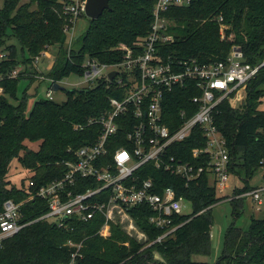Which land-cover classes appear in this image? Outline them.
Instances as JSON below:
<instances>
[{"label":"trees","instance_id":"trees-1","mask_svg":"<svg viewBox=\"0 0 264 264\" xmlns=\"http://www.w3.org/2000/svg\"><path fill=\"white\" fill-rule=\"evenodd\" d=\"M154 4L155 0H110V9L96 20L89 18L85 33L68 47L65 27L71 24L70 16L63 12L59 0H4L0 8V54L4 55L0 57V73L6 75L0 83L4 88L0 93V209L8 198L20 201L27 196L25 181L18 188L7 179L15 158L37 187L62 178L66 163L76 160V151L93 143L101 133V124L91 123V119L110 109L112 97L122 98L131 88L104 77L94 86L66 90L67 99L63 102L33 99L37 92L30 94L27 89L20 98L17 92L21 80L38 79L29 78L26 71L12 78L8 74L22 64H32L35 70L29 73L40 72L61 81L72 73L82 75L88 58L108 64L121 62L123 51L118 46H133L149 34ZM168 15L174 22L170 28L174 41L162 47L164 56L196 57L201 63H209L225 60L235 46L241 48L245 62L258 65L264 59V0H192L188 6L173 7ZM220 17L225 25L224 37ZM12 38L21 46L22 59L17 46L8 43ZM51 47H57L55 63L44 72L34 65V60ZM124 80L128 81L127 76ZM199 94L192 87L167 92V119L177 118L182 110L189 114L197 111L193 98ZM263 101L264 67L249 82L247 99L241 107L234 108L224 100L216 111V125L227 141L230 172L243 182V187L235 188L234 195L252 190L250 182L264 165V109L260 108ZM129 130L122 129L120 135ZM31 143H38L39 149L34 150ZM205 146L206 137L196 127L191 136L175 144L172 152L185 161H195L193 150ZM205 160L201 156L198 164ZM155 176L166 179L163 186L175 188L178 196L185 197L192 207L191 213L175 217V222L183 225L165 240L147 245L131 237L119 224H112L111 235L102 237L99 230L105 222L103 214L89 222L72 220L65 227L42 219L5 241L0 247V264H264V217L253 218L247 230L232 222L217 261L199 259L212 253L211 210L224 197L218 196V189L209 183L207 174L189 185L161 170H156ZM163 186L156 190L161 192ZM232 203L233 214L238 217L244 198L232 199ZM47 210L45 200H31L23 206L24 220L37 219ZM128 211L150 241L164 233L149 223L151 208L136 206ZM71 240L81 244V248L70 246ZM156 252L164 262L156 259Z\"/></svg>","mask_w":264,"mask_h":264},{"label":"built area","instance_id":"built-area-1","mask_svg":"<svg viewBox=\"0 0 264 264\" xmlns=\"http://www.w3.org/2000/svg\"><path fill=\"white\" fill-rule=\"evenodd\" d=\"M59 1L63 4V12L70 16L71 24L65 30L71 47L73 25L85 13L86 0ZM191 2L155 0L149 34L133 46L121 44L118 47L123 51L121 62L108 64L93 58L86 60L81 76L87 83H95L104 77L109 79L112 71H118L113 80L116 79L121 86L129 84L131 88L122 98L112 97L110 109L99 118L91 119V123L101 124V133L93 143L76 151V160L66 163L67 170L62 178L37 187L29 175L25 189L27 196L20 201L8 198L3 202L0 209V247L33 222L48 219L59 227H65L72 220L89 222L97 214L105 217L99 230L102 237H109L112 224H119L129 235L151 245L165 240L181 227L183 223H176L175 217L186 214L183 208L191 205L185 197L178 196L175 188L163 186L167 180L156 177V170L184 179L186 185L207 174L211 185L221 192L227 188L232 175L230 156L227 141L216 125V111L224 100L234 108L245 103L248 84L264 67V59L258 65L245 62L241 48L235 46L225 60L209 63H201L196 57L164 56L162 47L174 41L170 33L174 22L168 12L173 7L188 6ZM222 20L220 17L224 37ZM43 56L51 60L48 69H52L55 58L52 59L48 51L36 57L34 64H38ZM21 71L24 70L17 68L7 77H17ZM26 72L33 73L30 70ZM125 76L128 81L124 80ZM36 77L51 82L47 96L53 99V85L60 84V81L42 74ZM5 78L6 75L0 73V83ZM177 87H192L200 91L193 98L198 109L192 114L182 110L177 118L170 117L169 121L165 115L166 94ZM3 91L0 85V93ZM196 127L203 131L206 146L193 150L195 161H185L172 149L176 143L191 136ZM128 128L130 130L121 136V130ZM201 156L206 160L198 164ZM148 165L151 167L145 168ZM262 172L264 175V165ZM160 185L163 189L158 192L156 189ZM247 197L263 205L264 182L230 199ZM36 198L45 200L48 210L39 218L26 221L23 206ZM136 206L151 208L149 223L163 229L164 233L150 241L128 211ZM69 245L78 250L82 246L72 240ZM76 255L73 254L74 260Z\"/></svg>","mask_w":264,"mask_h":264},{"label":"rangeland","instance_id":"rangeland-1","mask_svg":"<svg viewBox=\"0 0 264 264\" xmlns=\"http://www.w3.org/2000/svg\"><path fill=\"white\" fill-rule=\"evenodd\" d=\"M4 5V0H0V8H2ZM35 7V6H33ZM89 25V18L85 15L79 16V18L76 20L74 26V34H73V40L71 43V46L74 45L75 40L78 39L80 36H82L87 27ZM221 32V28H220ZM222 36V33H221ZM223 37V36H222ZM8 43H14L17 46V54L19 58L22 59V52H21V46L17 39L12 38L8 41ZM70 42L66 41V46H70ZM124 44V43H121ZM120 44V45H121ZM119 45V46H120ZM118 46V47H119ZM48 52L52 56V59L56 57L57 54V47H51ZM3 53V52H0ZM2 60V58H0ZM51 62L50 59L47 57H41L38 64H34L42 71L46 72L48 71V65ZM19 70H30L33 71L35 68L32 66V64H22L18 67ZM40 73V72H38ZM37 73V74H38ZM29 78L31 76L35 77V79H38L34 82H32L28 78H23L19 84V89L17 92L18 97H22L23 91L25 89L28 90L30 94H37L32 96L33 99L36 98H48L47 92L51 88V82L47 79L41 80V78L36 77V73L32 74L29 72H25ZM41 75V74H40ZM44 75V74H42ZM26 76V77H27ZM41 81V82H40ZM60 85L63 87V89H58L53 92V99L56 102H63L67 99V93L66 90L72 91V90H79L83 89L88 86H94L95 83H87L84 78L76 73H72L70 76L62 79L60 81ZM12 102H16L15 100L11 99ZM242 106V105H241ZM240 106V107H241ZM261 109H264V101L262 105L260 106ZM31 147L34 150L39 149L38 143H31ZM30 173L22 166V164L19 162L18 159H14L9 166V172L7 174V179L10 180V184L12 186H16L18 188L23 186V181L28 183V177ZM25 179V180H24ZM24 182V183H25ZM264 182L263 179V172L262 169H260L255 177L251 180L250 184L252 187L257 188L262 185ZM243 187V182L236 177L234 174L231 175L230 180L228 182L227 188L224 189L223 192H221L218 189V196L224 197L222 200H220L218 203H216L212 207V216H213V226L211 233L213 235L212 237V253L210 256H199V259L207 260L212 263H215L219 256L222 253L223 244H224V236L227 228L232 224V222H235V224L239 227H241L244 230H247L250 226L251 220L253 218H263L264 217V204L258 205L257 201L253 200L251 197L244 198L243 207L241 209V213L238 217L234 216V207L232 200L228 199V197L233 196L234 190L236 187ZM228 196V197H227ZM239 201V200H238ZM184 213L189 214L192 212L191 205H185L183 208ZM215 258H217L215 260Z\"/></svg>","mask_w":264,"mask_h":264},{"label":"water","instance_id":"water-1","mask_svg":"<svg viewBox=\"0 0 264 264\" xmlns=\"http://www.w3.org/2000/svg\"><path fill=\"white\" fill-rule=\"evenodd\" d=\"M107 9H110V0H86L85 1V15L92 20H96L100 18ZM118 73H119L118 71H112L109 74V79L113 80L114 77L118 75ZM58 89H63V87L60 84L55 83L53 85V90L56 91ZM155 254H156L157 260L164 262V259L160 255L159 252H156Z\"/></svg>","mask_w":264,"mask_h":264},{"label":"crops","instance_id":"crops-1","mask_svg":"<svg viewBox=\"0 0 264 264\" xmlns=\"http://www.w3.org/2000/svg\"><path fill=\"white\" fill-rule=\"evenodd\" d=\"M263 179H264V175H263ZM238 187V186H237ZM233 196H235L234 195V193H233ZM228 197V196H227ZM232 197V196H231ZM231 197H228V199H230ZM232 199H235V198H232ZM232 199H230V200H232ZM212 234V233H211ZM131 236V235H130ZM131 237H134V238H136L137 240H139L136 236H131ZM212 237L213 236H211V239H212ZM140 242H143V240H139ZM156 257V256H155ZM217 258H215V260H216Z\"/></svg>","mask_w":264,"mask_h":264}]
</instances>
